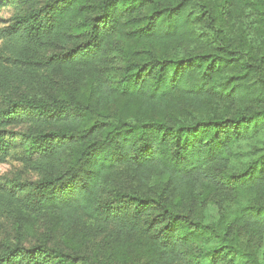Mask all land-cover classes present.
<instances>
[{
    "label": "trees",
    "instance_id": "trees-1",
    "mask_svg": "<svg viewBox=\"0 0 264 264\" xmlns=\"http://www.w3.org/2000/svg\"><path fill=\"white\" fill-rule=\"evenodd\" d=\"M18 3L0 163L40 178L0 181V264H264V0Z\"/></svg>",
    "mask_w": 264,
    "mask_h": 264
},
{
    "label": "rangeland",
    "instance_id": "rangeland-1",
    "mask_svg": "<svg viewBox=\"0 0 264 264\" xmlns=\"http://www.w3.org/2000/svg\"><path fill=\"white\" fill-rule=\"evenodd\" d=\"M28 11V7L22 4H15L3 8L0 11V28L7 33L9 26L13 22L16 16L25 14ZM5 39H0V57L5 45ZM24 149L17 145L11 154V157L0 163V181L5 182L6 180H16L21 183H31L39 180L40 176L38 173L29 170L23 163ZM50 224H53L52 218L45 217L41 220L32 221L30 224L27 222V227H30L29 236L25 245L30 246L38 241L39 236H43L46 228ZM16 227L14 221L10 217H0V252L5 245L16 242Z\"/></svg>",
    "mask_w": 264,
    "mask_h": 264
}]
</instances>
